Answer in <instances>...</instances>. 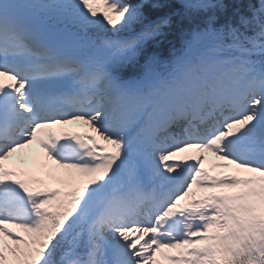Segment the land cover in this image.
<instances>
[{
	"label": "snow or ice",
	"instance_id": "6c2138e0",
	"mask_svg": "<svg viewBox=\"0 0 264 264\" xmlns=\"http://www.w3.org/2000/svg\"><path fill=\"white\" fill-rule=\"evenodd\" d=\"M224 8L0 0V264H264V0Z\"/></svg>",
	"mask_w": 264,
	"mask_h": 264
},
{
	"label": "trees",
	"instance_id": "16d2710c",
	"mask_svg": "<svg viewBox=\"0 0 264 264\" xmlns=\"http://www.w3.org/2000/svg\"><path fill=\"white\" fill-rule=\"evenodd\" d=\"M225 8L216 11L217 21L216 26L220 27L221 25H226L228 23L236 24L239 21L240 16L251 17L252 12L250 8H256L260 6V0H223ZM177 10L178 6H177ZM204 16L197 17L195 21H189L182 19L177 16L174 17L173 24L171 28L166 29V36L160 38L156 44H153L149 51L155 53L162 62L171 61L175 55H179L184 40V33L191 31L196 24L203 26ZM242 31H245L242 29ZM245 34L254 35L252 29L245 31ZM135 72L132 69H128L124 72L125 76L134 75Z\"/></svg>",
	"mask_w": 264,
	"mask_h": 264
},
{
	"label": "bare ground",
	"instance_id": "6f19581e",
	"mask_svg": "<svg viewBox=\"0 0 264 264\" xmlns=\"http://www.w3.org/2000/svg\"><path fill=\"white\" fill-rule=\"evenodd\" d=\"M69 127L73 131H83L84 130V128L80 125H72ZM185 155H187V153ZM209 156H211V154H209ZM218 162H220V161H217L216 159L209 157L208 161H206V163H205V167L211 168L213 164L218 163ZM216 171H224V170L223 169H217Z\"/></svg>",
	"mask_w": 264,
	"mask_h": 264
},
{
	"label": "rangeland",
	"instance_id": "374dc122",
	"mask_svg": "<svg viewBox=\"0 0 264 264\" xmlns=\"http://www.w3.org/2000/svg\"><path fill=\"white\" fill-rule=\"evenodd\" d=\"M255 59H257V58H255Z\"/></svg>",
	"mask_w": 264,
	"mask_h": 264
}]
</instances>
